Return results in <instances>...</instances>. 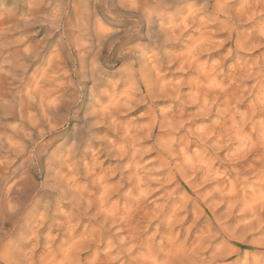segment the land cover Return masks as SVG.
<instances>
[{
  "label": "rangeland",
  "instance_id": "rangeland-1",
  "mask_svg": "<svg viewBox=\"0 0 264 264\" xmlns=\"http://www.w3.org/2000/svg\"><path fill=\"white\" fill-rule=\"evenodd\" d=\"M84 1L87 0H82V3ZM62 2L67 3V13L72 17L74 22L76 18V6L80 5L79 2H76V6H74L72 0H58V2H55V0H37L34 2L32 0H0V22H2V20L4 19L3 22L5 23L4 24L2 22L3 26L0 23V41L3 42L7 40V42L9 43H7L5 46L2 45L0 47V51L1 49L2 51L4 50L3 52H0V54L2 53L0 55V199L2 198V200H5L7 202L8 200L14 201L16 198H23L27 200V206H25L22 211L23 217L28 213L33 212V209L35 208V201H41V203H39V208L35 212V217L30 223V228L25 229L26 226H24L25 224L23 225V223H21V227L19 226L20 229H23L22 231L23 238L25 240L24 242H27L28 239H33L38 240L40 245H36L35 243H31L28 245L27 243L22 242L24 245L22 247L23 254L30 258L29 255L31 253V258H35V264H46L44 262L45 260L42 259L46 255H49V252L51 251L53 254H51L50 258L53 256L57 257L58 255V262L62 261V264H153L152 260H150L146 256L144 257L145 253H147V251H149L150 249L153 255L156 254V256L159 257V263H161L162 260L160 261V258H162L164 255V252L161 251V248L166 244V236L164 235H166L165 232H167L168 230L166 221L168 220L169 214L167 215V213L171 212L169 210L180 209V218H184L187 214L186 212H184V207L185 205H187V209L189 208L188 211L191 212V217L189 219V222L184 226L185 228H187L194 222V219L196 217V215H194L195 212H197L198 216H200V219L197 222V227L195 228L196 231H194L195 233H198L201 228L207 227L213 221V223L216 224V229L213 231L214 235L216 236L215 239L211 241L212 243L208 244L211 247L206 256L215 255L216 252H220L222 255H224L223 252L229 250L228 252L226 251V260L224 262H220L219 264H254L257 261L261 264H264V160L262 159L260 161L258 155L264 154V98H262L261 94H259L261 92V88H263L264 86V75L260 79L262 82V86L259 85L258 87H256L258 84V79L256 77L260 74L261 71L255 68L251 76L253 78H239V87H242L241 89H239V115H237V118L239 117V130L241 129L239 131V146L237 145L238 141H235L236 139L233 138L231 139L233 142H230V140L227 141V145L225 144L226 147L218 148V146L216 147L215 142L211 141L207 142L204 147L192 144L191 146H189L190 148H187V152L184 151V153H189L187 156L192 155L193 157L196 152V154H199L201 152H204L205 149L208 150V154L206 153V157L208 156V159L210 158V160H213V169L215 170L214 172H219V175L215 178L212 177L206 180V177L204 175L205 172H203L205 170H197V173L194 170H188L184 166L185 159L183 157L182 151L188 146L190 142H192V138L190 139V137L188 136L187 137L189 140L187 138V140L184 138L186 137V133L189 134L190 131L195 130L197 125H201L202 122H205L206 125H214V121H221V117L218 116V114L214 113L217 115V117L216 115H213V119L211 118L210 121H206L204 120L206 118L193 116L196 113V109L194 108L193 104L186 103L185 100L187 99L184 97L181 98L183 102L181 100H176V102L174 101V99L159 100V98L154 99L153 97L148 98L147 102H143L142 98L146 95L144 89V91L139 94L140 96L137 97L139 103L136 104L139 106L133 104L128 110L118 113L119 115L116 114L113 119H104L101 112H99L100 110H96V108L101 109V107H105L107 105L106 100L104 101L101 99L104 96L107 97V95L113 94V92L120 93L121 91H123L124 87H122L120 84V77L122 71L124 70L125 64L130 63L129 61H127L126 63L125 58H123V56L119 54H122L127 47L129 48L135 46L137 43V45L140 44V46H137L139 47V49L136 48L138 49V52H145L146 56L150 57L153 55V50L155 47V43H153L154 40L149 39V37H143L146 34V25L141 24L139 29L133 31V35H136L138 31H141V33L144 32L142 33L143 38L139 37L141 39H136L135 41L131 40L130 44H125V46H122L124 47L123 49L112 48L110 50L108 48L106 49L107 51H104L103 57L105 58L101 62L103 65H101L99 71V73L101 74V78L103 79L102 88L100 89L102 92L98 93L97 91L96 93H98V95L96 93H92L91 89L95 85V83L92 81L86 83L84 86L85 90H83V78H81L80 75L83 71H81L80 66L82 59L81 55H83V44H87V41L83 40V34L79 33L76 30V32H74L75 34L73 33L70 38V43H74L72 45L63 43L62 33L58 32L59 29L53 27L50 24L52 22L53 16L55 15L57 9L56 7H58V5ZM92 2H101L103 4L105 3L118 7L123 6L125 0H91L90 3L93 4ZM54 3L57 4L55 5ZM226 3L229 4L228 13L235 15L237 12V10L235 11V9L237 8V5H235L236 3H233L232 0H226ZM114 6L113 9L115 11L112 12L115 13L112 14L116 16L119 10H116ZM40 7L42 8V10L40 11L43 12H38ZM200 8H202V3H200V5L196 7L197 10H199ZM31 10L32 15H34L36 12L40 15H30ZM260 10L264 11V9ZM260 10L258 9V11L253 12L255 15L251 14L252 17H249L250 15H247L248 17L245 16L243 18H240L242 17L240 16L239 20H234L232 22L234 29H237L238 32L242 34L243 38L248 42V48L252 49L257 47L253 55H244V53H238L237 55L235 54L236 57L235 55L230 56L229 52L234 50V45L232 43H223L222 39L225 38L219 36L215 37V41L218 44L216 45V48L213 50L210 49L211 51L204 52V54L202 53V55L199 57V59L201 58V64H206V69L208 71L217 67L216 76L220 80L222 78L226 79V76L224 78V75H226L223 74L224 71L226 72V69L227 71L231 69L236 64V61L239 58H243L241 60V62L243 61V64L245 63V61H248L246 59H250L251 62L249 63V65L251 66H254L257 63L259 64L260 61L263 60L262 55L264 54V48L261 47V50L258 48L259 41L253 37L254 35H252L257 34L264 24V12H259ZM4 13H9L10 18L7 19V15L4 17ZM11 13H15L16 16ZM13 15L15 16V19H13ZM21 15H23V17ZM16 18H18L19 21ZM24 19H30V23L28 22L26 24V22H24L26 20ZM221 19L226 18L223 17ZM97 20L104 27L112 28L114 31L122 29L129 30L131 29L132 25L134 26L133 19L128 18L126 19V21L125 19L112 20V18L105 12L104 14L101 13ZM20 21L23 22L21 23ZM238 21L239 24L237 23ZM8 24L10 25L8 26ZM14 24L17 26H15ZM20 24L22 25V27ZM6 25L9 27L8 30L6 29ZM2 28H5L6 30ZM2 30H4V32ZM190 30L191 32L189 33V35H192V32L194 33L195 29ZM213 30L216 31L215 28H213ZM189 35L187 34V36ZM79 36L82 37L81 40ZM187 36L181 39V43L177 42L179 45L176 43H170L171 51L173 53L179 54L185 51L184 49L189 44V37ZM73 38L76 39L74 40ZM251 38L254 39L251 40ZM220 44L222 45V47ZM59 45L60 51L57 48V46ZM188 46H190V44ZM57 52L59 53L56 54ZM138 52L136 50L135 55H138ZM29 54L34 55L29 56ZM62 56L66 61L64 63V67L66 68H64L65 70H60L63 68L59 67L58 71H60V74H57L55 78L59 80L61 78L59 76H62V78L59 80L62 82H59L57 80L58 87L54 86L56 88L55 90L54 87H51L49 84H47V82L44 83V76L46 74H49L51 76L52 67L58 68V66L62 62ZM69 56L70 60H68ZM2 57L6 59L3 60ZM79 57L80 59H78ZM18 58H20V60ZM23 58L25 61H23ZM8 60H10L11 64L14 65L9 64L10 61ZM3 61L7 62V64H5ZM241 62L239 61V64ZM258 64L256 66H258ZM220 65L223 67L224 71L222 70ZM12 66L13 70H10ZM168 66L169 65L166 64L163 66L160 75L165 77L167 80L170 79L171 81H174V83H177L179 80L186 79L192 74L195 77L197 75L195 71L181 70L178 66L171 65L168 68ZM6 67H9V69H6ZM49 68L51 69L50 72L48 71ZM172 69H175L176 72ZM14 70L15 72H13ZM58 71L57 73H59ZM182 73L184 74V76ZM60 83H62L61 85L63 87L59 86ZM69 84L71 87L69 86ZM225 84L228 85L229 81L227 80ZM43 86L49 89L53 88L54 92L58 90L57 93L55 92L56 95H52L51 100L59 101L60 99H62L59 102L64 103L62 105L63 107L59 105L56 106V108L54 107L52 110H49V103L45 102V105L40 104L44 103L42 101L41 95ZM109 87H111V89ZM188 87L189 85L184 86V95H186V93L188 92ZM257 95L259 97H257ZM253 100L254 102H252ZM67 102L68 104H66ZM216 102L218 101L216 100ZM219 103L221 102L219 101ZM151 107H154V110L158 115H160L161 112L165 113L173 110L176 115L181 117L186 124V128L183 132L179 133L178 131L172 130L170 131V133H168L169 136L167 135L168 140L171 141V143L180 144V146L178 147V151L181 154L179 155L178 153L175 156L171 157L172 159H167L168 162L170 161V163H173H171V169H173L172 171L174 175H176V179L173 182L170 180H165V178L168 177L166 175L168 174V168L166 165H163L158 161L157 155L155 153L154 146L156 137L159 135V131H156L154 137H152L151 139H140L139 141H137L136 147L139 151L138 167L142 170L143 175L147 178L149 186V191L142 194V197L145 196L144 205L148 208L145 210H148L149 215H147V217H149L147 218L145 216V219H140L141 227L139 229V234L137 233L135 244L123 242L127 234H125V230L123 229V227L116 225L112 227L110 233L106 235V237H108V240L111 239L113 241L112 245H110L106 240V243H93L91 244V248H89L90 245L88 244V242L91 239L93 240V238H87V236H89V233L92 230L98 229L97 223H95V220L93 218L97 210L93 209V211L90 212L91 214L88 215L89 217H84L83 214L84 212H86L84 210V207L86 206V204H84L85 206H83L82 200V205L79 206L78 212L74 206L75 203L72 202L73 196L69 197L70 194L66 199L62 201H60L61 199L58 200L59 203L53 201L52 192L54 191L51 192L50 188H48V184L52 185L51 183H53L52 179L54 173L60 170V167L58 165H52L53 160L51 158V153H53L58 148H60L61 150L64 149V152H68L72 148L75 149L76 156H74V160L75 162L77 161V165L75 164L66 168L63 167L64 169L61 170V172L62 174H67L69 170L77 168L76 173L80 172V174H77L75 176V179L80 186L79 190H83V187H85L86 185V179L83 178L84 164L86 162L93 163L96 160L99 161L97 163L102 168L108 169L110 171L112 170L111 179H114V182H119L122 176L126 177L125 179L123 178L122 181V186H124L125 183H127V177H129V175H127L129 174V168L127 166L128 161L120 158L121 156L119 152L115 150V144L112 143L119 142L122 139L123 135L121 136V134L119 133L116 135L117 132H115L114 128L111 127V122H114L116 120L117 122L130 123L131 126L133 125V128L146 126L149 124L147 113ZM65 108L67 110H65ZM92 108L94 111L92 110ZM177 108L180 111L177 110ZM233 108L235 110L236 106L232 105V109ZM92 113L93 115H91ZM83 117L84 119L86 118V121L83 119ZM97 122L101 125H98ZM86 123L87 125L89 123V128L87 127ZM94 123L95 125H93ZM194 124H196V127H194ZM86 127L88 128V130ZM217 127L216 129H219V126ZM83 131H85L86 134H83ZM241 131L243 133H241ZM55 138L57 141L55 140L56 142H53L47 153L43 152L41 159H39L37 157L38 150L42 149L44 144L51 140H54ZM91 139L93 141H90ZM58 145L61 146L58 147ZM105 145H107L108 148L106 150H103L105 148ZM214 146L216 147V149ZM254 148L257 152L253 150ZM237 149H239L238 153L236 151ZM100 152H102V155L100 154ZM234 153L236 154V156ZM50 164L52 165V168H50ZM175 168H177L178 171ZM179 168H182L183 170H180ZM221 180H225V183L227 185H231L230 187L235 188V190L237 191L238 199L234 200V204H224L222 202V199L217 191V187L219 186L218 181ZM125 190H123L120 194V196L122 195L121 200L118 201L120 197H117L115 200V203L119 202L122 204L121 206L125 205V202L128 203L129 201V199L125 197L129 192V187ZM39 193H43L44 195L38 196ZM58 193L59 191L57 192V194ZM81 197L83 198V195ZM139 197L140 196L138 195L135 196V198L137 199ZM34 198H36V200L33 202ZM137 199H134L133 201H136ZM195 203H197V205H195ZM65 213H71L75 216L74 225L70 230L71 232L69 233L67 231L65 232L61 230L58 226V224L63 221ZM85 214H87V212ZM92 215L93 217H91ZM215 216L218 218L219 222L215 220ZM1 220L2 219L0 218V223ZM252 227L254 228V230H251ZM222 228H225L224 232L221 231ZM20 229L18 228L16 230ZM49 233H51L50 239H48ZM83 234H85V238L81 239L82 241H80V243H82L80 244V246H78V248L76 249L71 247L72 249L69 250L72 259L63 258V250L68 249V245L71 244V241H69V239L73 235L83 236ZM185 237L186 235L182 238V240ZM141 238H149L148 240H150L151 242L149 246L147 245L144 247L140 245V243L137 241ZM79 240L80 239H78V241ZM78 241L77 243H79ZM152 242L154 244H152ZM126 250H128L129 252ZM112 252L113 254H111ZM108 254H111V256L107 257ZM18 257H20L19 254ZM62 259H64L65 261ZM40 260H42V262ZM15 263L16 260L9 263H4L0 260V264ZM18 264L21 263L19 262Z\"/></svg>",
  "mask_w": 264,
  "mask_h": 264
},
{
  "label": "bare ground",
  "instance_id": "bare-ground-1",
  "mask_svg": "<svg viewBox=\"0 0 264 264\" xmlns=\"http://www.w3.org/2000/svg\"><path fill=\"white\" fill-rule=\"evenodd\" d=\"M32 1L34 2L37 0H32ZM56 1L58 2V0H55V2ZM90 1L87 0V1H84L82 3V0H72V2L74 3V6H76V2L80 3V5L76 6V11L74 10L76 12L75 13L76 18H75L74 22H73L72 17L67 13V5H66L67 3H65V2L60 3L58 5V7L55 6L57 9H56L55 15L52 18V22L50 23L53 27H56L57 29H59L58 32L62 33L63 43H66L68 45L69 44L72 45L74 42L70 43V40H71L70 38H71V35L74 32H76V30L79 33H82L83 34V40L87 41V44H83V53H82L83 55H81L82 59H81L80 68H81V71H83V72L79 71V72H81V74H80L81 78H83V86H82L83 90H85V87H84L85 84L88 83L89 81H92L95 83L94 87H92V89H91L92 93H96L97 91H98V93L102 92L100 89L102 88L103 79L101 78V74L99 73V71H100L101 65H103L101 62L105 58V57H103L104 51L108 48L110 50L112 48H114V49L115 48H117V49L122 48L123 49L124 47H122V46H125V44L126 45L130 44L131 40L135 41L136 39H141L139 37H142L143 36L142 33H144V32L141 33V31H138L136 35H133V31L139 29L141 24L146 25V29H145L146 34L143 37H149V39L154 40L153 43H155L154 50L151 49V50H153V55L150 57H147L146 53L142 52L141 50H140L141 52H138L139 47H137V46H140V44L138 43L139 45H137L136 42H135L136 45L134 43L135 46L131 45L132 47H129V48L127 47L125 49V51L123 50L124 51L123 53L121 52L122 54H119V55L123 56V58H125L126 63H127V61L130 62L129 64H125L124 70L122 71V74L120 77V84L122 87H124L123 91H121L120 93L113 92V94H110V95H107V97L104 96L103 98H101L104 101L106 100L107 105L105 107H101V109L96 108V110H100L99 112H101L104 119H113L116 114L121 113L122 111L128 110L130 108V106L133 104H136V103L138 104L139 102L137 100V97H139L140 96L139 94H141L145 89L146 95L143 96V98H142L143 102H147L148 98H152V97L154 99L159 98V100L160 99H168V100L174 99V101L181 100V98L184 97L187 99V100H185V102L193 104L194 108L196 109V113L193 116L206 118L204 120L210 121L211 118L213 119V117H214L213 115L218 114V116L221 117V121H214V123H213L214 125H211V124L206 125L205 122H202L201 125H197V127H196V124H194L195 125L194 127H196V129L193 131H190L191 130L190 129L189 134L186 133L185 134L186 137L185 138L183 137L184 139H186V138L188 139V137H190V139L192 138V142H190L188 144V146L186 148H184L182 151L183 157L185 159L184 166L188 170L191 169L190 171L194 170L197 173H198L197 170H202V171L205 170L203 172H205L204 175L206 177L205 178L206 180L210 179L212 177H214V178L217 177L219 175L218 174L219 172L218 173H217V171L214 172L215 170L213 169L214 168L213 167V160L212 159L210 160V158L208 159L207 158L208 156L206 157V153L208 150L205 149L204 152H201L199 154H196L197 153L196 152L193 157H192V155L187 156L189 153L187 154L186 150L192 144L204 147L207 142H211V141H214L216 147L218 146V148L226 147L225 144L227 143V141L230 140V142H231L232 141L231 139H233V138L236 139L235 141H238L237 145L239 146V140H240L239 139V136H240L239 131L241 129L239 130V117L237 118V115H239V89L242 88V87H239V78L244 79V78L249 77V79H250L255 68H257L261 72L257 77L255 76L258 79V84L256 87H258L259 85L262 86V82L260 79L264 75V66H263L264 54L262 55L263 60L260 61L259 64L257 63L259 67L256 66L257 64L254 66L249 65V63L251 62L250 59H246L248 61H245V63L243 64V61L241 62V60L243 58H239V57H237L239 59L236 61V64L231 69H229L228 71L226 69L227 73L223 70V67L220 65V67L224 71L223 74H226V75H224V78L226 76V79L229 81L228 85L225 84L227 82L226 79L222 78L220 80L216 76L217 67L208 71L206 69L207 68L206 64H204V65L201 64V61H200L201 58L199 59V57L202 55V53L204 54V52L211 51L210 49L213 50L216 48V45H218V44L215 41V37H219V36L225 38V39H222L223 43H227V44L232 43L234 45V46L232 45L234 47V50L229 52L230 56L231 55L234 56L235 54L237 55L238 53L239 54L244 53V55H246V54L253 55L255 52V49L257 47L249 49L248 48V42L243 38L242 34H240L237 29H234L232 22L234 20H239L240 16H242L240 18H243L247 15H250L249 17H252L251 14L255 15L253 12L258 11V9L263 10L264 9V0H232V2L236 3L235 5H237V8L236 9L234 8L235 11L237 10L235 15L228 13L229 4L226 3V0H125L124 5L118 6V7L117 6L115 7L114 5L105 4V3L103 4L101 2H92L93 4H91ZM200 3H202V8L197 10L196 7L198 5H200ZM239 3H240V5H239ZM51 5H53V4H51ZM113 6H114V8H116V10H119V12L116 11L118 13L116 16L113 15L115 12L114 13L112 12V11H115L113 9ZM41 7H40L38 12H43V11H40V10H42ZM32 10L30 12L31 13L30 15H32ZM53 10H54V8H53ZM104 12L107 13L112 18V20L125 19V21H126V19H128V18L133 19L134 20V26L132 25L131 29H129V30H123L122 27L125 24V22H124V24L122 23L123 25L121 27L122 30H116V31H114L112 28L104 27L97 20L99 18V15L101 13L104 14ZM259 12H264V11L260 10ZM36 13L32 16L40 15V14H38V13L36 14ZM239 13H240V15H239ZM4 14H5L4 17L7 15L8 16L7 19L10 18L9 13L8 14L4 13ZM11 14H14L16 16L15 13H11ZM15 16L13 17V19H15ZM21 16L23 17V15H21ZM22 17H20V18H22ZM38 17H36V18H38ZM223 17H225L226 19H221ZM16 19L18 20V18H16ZM17 20H16V22H17ZM24 20H26V21H24V22H26V24L30 21V19H24ZM3 21H4V19L2 20V22ZM6 21H8V20H6ZM2 22H0L1 25H2ZM9 23H10V21H9ZM237 23L239 24V21ZM9 25L10 24H8V26ZM15 26H17V25H15ZM24 26H26V25H24ZM7 27H6V29L8 30L9 27L8 28ZM21 27H22V25H21ZM17 28H19V27H17ZM213 28H215L216 31H214ZM2 29H5V28H2ZM190 29H195L194 33L192 32V35H189V33L191 32ZM2 31L4 32V30H2ZM187 34L189 36H187ZM78 35H80V34H78ZM252 35H254L253 37L259 41L258 48L260 50H261V47L264 48V45H263L264 44V24H263V27H261V29L258 31L257 34H252ZM185 36L189 37L188 42H189L190 46H188L189 45L188 44L187 45L188 47L186 46V48L184 49L185 50L184 52H181V53L178 52L179 54L173 53L171 51V44H175V43L178 44L177 42L181 43L180 42L181 39H183ZM2 37H3V35H2ZM76 37H77V35H76ZM79 38L81 40L82 37L79 36ZM254 38H251V40H253ZM7 43H8L7 40L3 41V42L0 41V44H1L0 47L2 45L5 46ZM221 47H222V45H221ZM57 48L59 49L60 45L57 46ZM136 48H138V49H136ZM6 49H7V47H6ZM136 50L138 52V55H135ZM3 51L1 49L0 52H3ZM59 51H60V49H59ZM58 53L59 52H57L56 54H58ZM139 53H141V54H139ZM65 54H66V52H65ZM21 55H22V53H21ZM32 55H34V54H29V56H32ZM236 55H235V57H236ZM35 57H36V55H35ZM20 58H18V59L20 60ZM65 58H66V55H65ZM2 59L5 60L6 58L4 59L2 57ZM78 59H80V57ZM54 60H57V59H54ZM68 60H70V56H69ZM8 61H10V60H8ZM23 61H25L24 58H23ZM239 61L241 62L240 64H239ZM65 62L66 61L63 59V56H62V62L60 64L61 66L59 65L58 68L52 67V70L49 68L48 71L50 72V70H51L52 74H51V76L49 74H46L44 76L45 82L44 81L43 82L44 83L47 82V84H49L51 87H54V86L56 87L58 85V83H57L58 79L55 78V76L57 74H60V71H58L59 67L63 68L60 70H65L64 69V68H66V67H64ZM207 62H209V61H207ZM4 63L7 64V62H4ZM13 63H14V61H13ZM9 64H11V61L9 62ZM165 64L169 65V66L170 65L171 66H178L181 70L195 71V73H197V75H196V77L193 76V74L191 76L188 75L189 76L188 78L179 80L177 83H174V81H171L170 79H169L170 80L169 81L165 77L160 75L161 69L163 68V66ZM11 65H14V64H11ZM169 66H168V68H169ZM218 66H219V64H218ZM171 68H173V67H171ZM171 68H170V70H171ZM6 69H9V67H6ZM10 70H13V66ZM222 70H221V73H222ZM57 71L59 73H57ZM13 72H15V70ZM175 72H176V70H175ZM6 73H8V72H6ZM64 73H65V71H64ZM64 73H63V75H64ZM183 76H184V74H183ZM59 77L62 78V76H59ZM251 78H253V77H251ZM171 79H173V78H171ZM80 81H81V79H80ZM59 82H62V81H59ZM61 84L62 83H60L59 86H62ZM185 85H189L188 90H187L188 92L186 93V95H184V93H183V89H184ZM69 86H70V84H69ZM55 87H54V89L56 90ZM109 88L111 89V87H109ZM57 91H55V92L57 93ZM260 91L261 92L259 94H261L262 98H264V86H263V88H261ZM53 92H54L53 88L49 89V88H46L45 86L42 87V91H41L42 94L41 95H42V101L44 103H40V104L45 105V102L49 103V106H48L49 110H52L54 107L56 108V106H59V105L62 106L64 104L63 102H59L62 99H60L59 101H57V100L52 101L51 100L52 95H56V93L54 92L55 93L54 94ZM98 93H96V94L98 95ZM257 97H259V96L257 95ZM61 98H63V97H61ZM67 98H68V96H67ZM253 99H255V98H253ZM99 100H100V98H99ZM216 100L218 102H216ZM151 101H152V99H151ZM219 101L221 103H219ZM252 102H254V100ZM66 104H68V102ZM232 105L236 106V108H235L236 111L234 110V108L232 109ZM137 106H139V105H137ZM65 110H67V109L65 108ZM92 110H93V108H92ZM177 110H179V109L177 108ZM160 112H161V110H160ZM214 113H216V114H214ZM85 114H87V113H85ZM97 114H99V113H97ZM184 114H185V112H184ZM49 115H50V113H49ZM53 115H55V114H53ZM91 115H93V113ZM216 117H217V115H216ZM147 118L149 121L148 125L143 126V127H136V128H133V125L131 126L130 123L117 122L116 120L114 122L113 121L111 122V127H113L114 131L117 132L116 135L119 133V134H121V136L123 135V137H124V138L122 137V139L117 143L112 142L115 144L114 145V147L116 148L115 150H117L119 152V154L121 156L120 158H123L124 160L128 161L127 166L129 168V172H128L129 174H127V175H129V177H127V183H125L124 186H122V183H123L122 181H123V178L125 179L126 177L122 176V178L119 182H114L113 181L114 179H111V171L112 170L110 171L108 169L102 168L97 163L99 161L96 160L93 163L85 161L86 163L83 166V178L86 179V183H85L86 185H85V187H83V190H79L80 186L78 185L77 180L75 179V176L77 174L78 175L80 174V172L76 173L77 168L69 170L67 174H62V172H61V170L64 169L63 167L66 168V167H70V166L75 165V164L77 165V163H76L77 161L75 162V160H74V156H76L75 155V153H76L75 149L72 148L68 152H64L65 151L64 149L61 150L60 148H58V149L55 148L56 150L53 153H51V158L53 160L52 165H55V166L58 165L60 167V170H58L59 172L57 171L56 173H54V176L52 179L53 183L50 182L52 185L48 184V188H50L51 192L54 191V192H52L53 201H56V203H59L58 200L61 199L60 201H62L64 199H66L67 196L70 194L69 197L73 196L72 202L75 203L74 206L78 212H79V206L82 205L81 204L82 200H83V206H85L84 204H86V206L84 207V210L87 212V214H85L86 212H84V214H85V215L83 214L84 217H86V218L89 217L88 215L91 214L90 212L93 211V209L97 210L96 213L94 214V217H93V215L91 217H93L95 220V223H97L98 229L92 230L89 233V236H87V238H93V240L92 239L90 241L88 240L89 241L88 244L90 245L89 248H91V244H93V243L94 244H96L98 242L104 243L106 240L108 241V243L110 245H112L113 241L111 239L108 240L107 239L108 237H106V235H108L110 233L112 227H114L116 225L123 227V229L125 230L124 231L125 234H127L125 236L123 242H126V243L128 242L129 244L130 243L135 244L137 233L139 234V229L141 227V220L140 219H145V216L147 217V215H149L148 210H145V209H148L147 206L144 205L145 196L143 195L144 197H142V194L149 191V186H148L147 178L143 175L142 170L139 169V167H138V165H139V161H138L139 151L136 147L137 141H139L140 139H151L152 137H154L155 132L159 131V135L156 137V142H155V146H154L155 147L154 148L155 153L157 155L158 161L161 164L166 165L168 168V174H166L168 177H166L165 180H170L173 182L176 179L175 178L176 175H174V173L172 171L173 169H171L172 168L171 167L172 162L171 163H170V161L168 162L167 159H169V158H171V157H173L179 153L178 147L180 146V144L171 143V141L168 140V136H169L168 133H170V131H172V130L178 131L179 133H181L185 130L186 124L184 123L183 119L181 117H179L178 115H176V113L173 110H170V111L165 112V113L161 112V114L158 115L157 112L154 110V107H151L148 110ZM83 119H84V117H83ZM86 125H87V123H86ZM88 125H89V123H88ZM88 125H87V127H88ZM93 125H95V123ZM98 125H101V124L98 123ZM216 125L219 126V129H216V127H217ZM88 128H87V130H88ZM106 128H109V127H106ZM83 132H84L83 134H86L85 131H83ZM241 133H243V132L241 131ZM87 134H88V131H87ZM88 136H91V135H88ZM85 139H87V138H85ZM176 139H178V138H176ZM55 140H56V138L54 140L47 142L46 144L43 143L44 146L42 147V149H39L38 153H37V157L39 159H41L43 152L47 153L48 149L52 146V144ZM104 140H106V139H104ZM90 141H93V140L91 139ZM101 142H102V140H101ZM177 142H178V140H177ZM98 143H100V142H98ZM245 145H246V142H245ZM59 146H61V145H58V147ZM84 146H85V144H84ZM216 147H215V149H216ZM107 148H108L107 145H105V148L104 149L102 148V149L106 150ZM65 149H66V147H65ZM253 150H255V148ZM184 151H186V152L184 153ZM236 151L238 153L239 149H237ZM101 153L102 152H100V154ZM103 153H104V151H103ZM106 154H110V153H106ZM180 154L181 153H179V155ZM236 154H235V156H236ZM258 155H259L260 161L262 159L264 160V154H258ZM214 161H215V159H214ZM52 165L50 164V168H52ZM175 169L177 170V168H175ZM179 169L181 170L182 168H179ZM218 184H219V186L217 187V191H218L219 196L222 199V202L224 204H234L235 203L234 200L238 199L237 198L238 193L235 190V188L230 187L231 185L230 186L227 185L225 183V180L218 181ZM128 187H129V192L127 193V195L125 196L122 193L125 197H127L129 199L128 203L125 202V205H123V206H121L122 204L119 202L115 203V200L117 197H120L118 199V201L121 200V196H122V195L120 196L121 192L123 190L127 189ZM81 189H82V187H81ZM58 191H59V193L57 194ZM43 195H44L43 193L38 194V196H43ZM82 195H83V198L81 197ZM136 195H138L140 197L137 199V198H135ZM134 199H137V200L133 201ZM29 200H31V199H29ZM35 200H36V198L33 199V202ZM14 201H16V202H14ZM14 201L8 200V202H7L5 200H2V198L0 199V218L2 219L1 223H0V260L4 263L14 262V260H16L15 264H18L19 262L21 264H27L28 261L31 264H35L34 263L35 258H31L32 257L31 253L29 255L30 258H28V256L23 254V248L22 247L24 245L22 242H24L25 240L23 238V231H22L23 229H20V227H21V223H23V225L25 224L24 226H26L25 229L30 228V226H31L30 223H31V221H33V219L35 217V212L39 208V203H41V201H39V200L35 201V203H34L35 208L33 209V212L28 213L24 217L22 215V211H23L24 207L27 206V200H25L23 198H16ZM12 202H13V204H12ZM195 205H197V203H195ZM184 209H185L184 212L187 213L184 218H180V214H181V212L179 211L180 209L169 210L171 212L167 213V215L169 214L168 220L166 221V223L168 225V230H167V232H165L166 235L163 234L164 236H166V242H165L166 244L161 248V251L164 252L163 257L160 258V261L162 260V262L159 263V257L156 256V254L153 255V253L151 252L150 249H149V251H147V253H145L144 257L146 256L147 258L152 260L153 264H185V263L186 264H219L220 262H224L226 260L225 255H227V252L229 250L227 251L225 249L227 252L224 251L223 252L224 255H222L220 252H216L215 255L206 256L207 252L210 250V247H211L208 244L212 243L211 241H213V239H215V236H216L213 233V231L216 229L215 228L216 224L213 223L214 221L212 223H210L207 227L201 228V230L198 233H195L194 231H196L195 228L197 227V222L199 221L200 216H198L197 212H195L194 215H196V217L194 216L195 217L194 222L190 226L185 228L184 226L189 222V219L191 217V215H190L191 212L188 211L189 208L187 209V205H185ZM164 213H166V212H164ZM140 215H142V216H140ZM73 216L74 215H72L71 213L70 214L65 213L64 217H63V221H61V223L58 224L59 228L65 232L66 231L68 233L71 232L70 230L73 227L74 221H75V219H74L75 216L74 217ZM78 220H80V219H78ZM88 220H89V218H88ZM215 220L217 222H219L217 217L215 218ZM207 223H209V222H207ZM219 225H220V223H219ZM18 228L20 230H16ZM251 230H254V228L252 227ZM221 231L224 232L225 228H222ZM72 234H74V233H72ZM85 234H83V236L73 235L71 238L69 237L70 238L69 241H71V244L68 245V249L63 250V253H64L63 258L72 259L71 258L72 256H71L69 250L72 248H74V249L78 248V246H80V244L82 243V242L80 243V241H82L81 239L85 238ZM87 234H88V232H87ZM185 235H186V237L182 240V238ZM50 236H51V233H49L48 239H50ZM15 237H17V238H15ZM157 237H158V235H157ZM78 239H80V240L78 241ZM148 239H146V238H141L140 240L137 239L138 240L137 242H139L140 245H142L144 247L147 245L149 246V244L151 242ZM76 240L79 243H77ZM24 243H27L28 245L31 243H35L36 245H40L38 240H33V239H28L27 242H24ZM152 244H154V243L152 242ZM220 249H223V248H220ZM126 251H128V250H126ZM18 254L20 255V257H18ZM51 254H53L52 251L49 252V255H46L42 260H45L44 262L46 264H57V262L59 261L57 259L58 255H57V257L53 256L50 258ZM111 254H113V252ZM111 254L110 255L108 254L107 257H110ZM48 256H49V258H48ZM42 260H40V261L42 262ZM62 260H64V259H62ZM17 261H19V262H17ZM58 264H62V261L58 262ZM254 264H261V263L257 261Z\"/></svg>",
  "mask_w": 264,
  "mask_h": 264
}]
</instances>
